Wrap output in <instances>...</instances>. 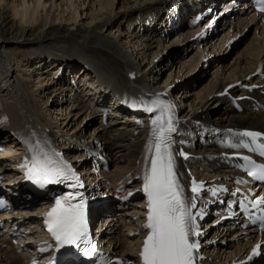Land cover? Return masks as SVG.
Returning <instances> with one entry per match:
<instances>
[{
    "label": "bare ground",
    "instance_id": "bare-ground-1",
    "mask_svg": "<svg viewBox=\"0 0 264 264\" xmlns=\"http://www.w3.org/2000/svg\"><path fill=\"white\" fill-rule=\"evenodd\" d=\"M58 1L0 0V195L17 196L9 200L16 212L37 208V214L79 191L96 251L142 264L140 245L149 231L143 227L149 142L171 115L176 131L167 135L174 168L202 233L194 236L196 264H264V235L238 230L217 213L227 196L222 188L231 189L232 180L240 179L227 164L235 147L223 139L237 141L245 130L264 132V17L248 15L249 0ZM248 32L225 65L233 42ZM194 46L197 50L185 56ZM195 72L197 80L188 81ZM157 98L171 107L155 106ZM37 143L59 153L54 158L70 164L83 187L71 189L72 181H66L42 188L30 179L25 165L33 155L30 146L39 152ZM193 181L202 185L195 208ZM11 220L36 222L31 232L45 248L36 264H84L72 254H80L81 245L59 246L57 252L43 218ZM6 237L0 230V264H32L30 257L14 253ZM257 244L262 254L249 260Z\"/></svg>",
    "mask_w": 264,
    "mask_h": 264
},
{
    "label": "snow or ice",
    "instance_id": "snow-or-ice-1",
    "mask_svg": "<svg viewBox=\"0 0 264 264\" xmlns=\"http://www.w3.org/2000/svg\"><path fill=\"white\" fill-rule=\"evenodd\" d=\"M260 4L259 11L264 13V0H260ZM152 103L157 107L163 105L165 109L171 107L159 98ZM147 110L153 109L149 107ZM175 131L172 117L169 115L166 126L161 122L154 143L149 142V151L152 152L151 166L143 180V191L147 196V222L143 227L149 231L140 251L142 264H195V253L199 249V243L190 237L202 233L198 231L196 217L192 215L191 209L186 206L182 197L183 190L170 151L171 144L167 134ZM244 135L255 139L261 134L245 132ZM36 148H40L39 143ZM29 150L33 151V155L30 166L26 164L25 167L28 169L29 178L40 187L63 184L66 181H72L67 185L71 189L83 187L72 166L62 159L54 158L59 157V153L50 154L43 148L37 152L31 146ZM179 155L185 156V153L180 152ZM248 175L254 179L264 180V166L256 167L249 171ZM201 187L202 185L193 181L191 208L196 207V194ZM259 203H264V200L254 201V206ZM45 225L58 246L79 248L80 243L88 235L86 202L83 194L79 191H69L56 199L55 206L46 214ZM261 247L259 244L253 247L249 260L262 254ZM95 250V245H91V252H85V255H91Z\"/></svg>",
    "mask_w": 264,
    "mask_h": 264
},
{
    "label": "rangeland",
    "instance_id": "rangeland-1",
    "mask_svg": "<svg viewBox=\"0 0 264 264\" xmlns=\"http://www.w3.org/2000/svg\"><path fill=\"white\" fill-rule=\"evenodd\" d=\"M61 0H59L58 1V3L60 2ZM130 1H132V0H130ZM225 3V2H224ZM150 4H144V5H142L141 7L142 8H145V7H147V6H149ZM87 7V6H86ZM85 7V8H86ZM214 12H217V10L216 11H214ZM80 20L82 21L83 20V18H80ZM68 25V27H69V25H70V23H68L67 24ZM76 25V27H77V24H75ZM76 27H70L69 29H76ZM250 32H251V30H250ZM250 32H248V34L247 35H245L242 39H237L236 41L237 42H233L234 43V48H233V50L229 53V54H226L225 56H224V60H223V62H224V64L225 65H227V64H231L233 61V58H234V55H235V52L236 51H238L239 49H241L240 47H241V45L246 41V39L249 37V35H250ZM197 50V48H195V46L189 51V52H187V54L185 55V56H188L189 54H193V52H195ZM230 50V49H229ZM202 64V63H201ZM207 70L206 69V66L204 67V68H202V70ZM209 72V71H208ZM207 72V73H208ZM211 72V71H210ZM192 76H190V77H188V81H191V80H193V79H195V77L197 76V78H198V76H199V72H195V73H192L191 74ZM206 75H208V74H206ZM197 78L195 79V80H197ZM178 92V91H177ZM181 112H183V110H181L178 114H177V118H179L180 116H181ZM95 117H92V119H90V123H89V125H88V128H91V126H92V120L94 119ZM57 146H59L58 144H57ZM20 151H22V150H17L16 151V153L14 154V155H16L17 153H19ZM83 161L86 163H88V161H89V159L87 158V156L86 155H83ZM2 158V155H1V157H0V159ZM4 160V159H3ZM64 162H66L65 160H64ZM12 168V167H11ZM11 168L10 167H6V169L5 168H2L3 170H8V169H10L11 170ZM9 170V171H10ZM81 170V169H80ZM82 172H81V174L83 175L85 172H87V168L86 167H84V170H81ZM85 171V172H84ZM101 176V175H100ZM97 177V176H96ZM102 191H103V189H102ZM104 192V191H103ZM106 192H107V190H106ZM104 194L106 195L107 193H105L104 192ZM142 198V195H138V197H137V199L136 200H139V199H141ZM212 216V215H211ZM211 216H209L210 218H209V220H211L212 219V217ZM93 227V226H92ZM94 228V227H93ZM112 260V259H111ZM264 260V259H263Z\"/></svg>",
    "mask_w": 264,
    "mask_h": 264
}]
</instances>
